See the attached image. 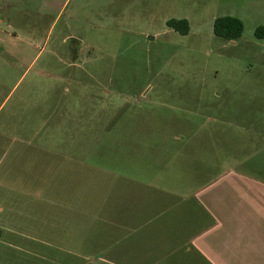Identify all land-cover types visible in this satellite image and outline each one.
Returning a JSON list of instances; mask_svg holds the SVG:
<instances>
[{
	"label": "rangeland",
	"instance_id": "obj_1",
	"mask_svg": "<svg viewBox=\"0 0 264 264\" xmlns=\"http://www.w3.org/2000/svg\"><path fill=\"white\" fill-rule=\"evenodd\" d=\"M0 20V264H148L117 255V198L264 197V0H0Z\"/></svg>",
	"mask_w": 264,
	"mask_h": 264
},
{
	"label": "crops",
	"instance_id": "obj_2",
	"mask_svg": "<svg viewBox=\"0 0 264 264\" xmlns=\"http://www.w3.org/2000/svg\"><path fill=\"white\" fill-rule=\"evenodd\" d=\"M193 198L167 200L156 216L153 201L146 197L140 205L133 197L117 198V223L127 230L123 237L117 235V255L132 260L142 252L140 261L148 264H264V197L223 199L210 192L204 200ZM203 216L207 219L204 230ZM159 220L163 248L154 249V230L159 227L155 221ZM142 228L145 234L138 239L135 235ZM138 241L144 250L136 249Z\"/></svg>",
	"mask_w": 264,
	"mask_h": 264
},
{
	"label": "trees",
	"instance_id": "obj_3",
	"mask_svg": "<svg viewBox=\"0 0 264 264\" xmlns=\"http://www.w3.org/2000/svg\"><path fill=\"white\" fill-rule=\"evenodd\" d=\"M169 26L177 31L187 33L189 31V23L187 19H172L168 22ZM244 30L243 22L232 16L220 17L215 21L214 32L218 37L227 40H236L241 37ZM1 238V231H0Z\"/></svg>",
	"mask_w": 264,
	"mask_h": 264
},
{
	"label": "flooded vegetation",
	"instance_id": "obj_4",
	"mask_svg": "<svg viewBox=\"0 0 264 264\" xmlns=\"http://www.w3.org/2000/svg\"><path fill=\"white\" fill-rule=\"evenodd\" d=\"M72 55V54H71ZM77 56V52H76V54L74 55V56H72V57H76Z\"/></svg>",
	"mask_w": 264,
	"mask_h": 264
},
{
	"label": "built area",
	"instance_id": "obj_5",
	"mask_svg": "<svg viewBox=\"0 0 264 264\" xmlns=\"http://www.w3.org/2000/svg\"><path fill=\"white\" fill-rule=\"evenodd\" d=\"M0 25H1V20H0Z\"/></svg>",
	"mask_w": 264,
	"mask_h": 264
}]
</instances>
